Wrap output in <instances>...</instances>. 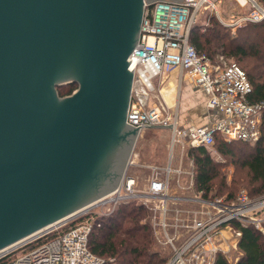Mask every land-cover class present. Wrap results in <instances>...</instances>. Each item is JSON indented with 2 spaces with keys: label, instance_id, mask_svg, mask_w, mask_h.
Here are the masks:
<instances>
[{
  "label": "water",
  "instance_id": "obj_1",
  "mask_svg": "<svg viewBox=\"0 0 264 264\" xmlns=\"http://www.w3.org/2000/svg\"><path fill=\"white\" fill-rule=\"evenodd\" d=\"M143 9L0 0V249L120 183L138 136L126 114Z\"/></svg>",
  "mask_w": 264,
  "mask_h": 264
},
{
  "label": "built area",
  "instance_id": "obj_2",
  "mask_svg": "<svg viewBox=\"0 0 264 264\" xmlns=\"http://www.w3.org/2000/svg\"><path fill=\"white\" fill-rule=\"evenodd\" d=\"M236 1L241 10L223 18L221 7L225 0H143L126 123L139 126L137 138L150 128L170 131L166 164L147 165L151 174L140 189L138 178L128 172L136 164L131 154L128 169L111 193L98 198L93 207L80 215L1 252L0 264H101L103 259L89 247L93 226L98 218L128 200L149 211L155 239L171 251L166 264H214L219 252L229 258L231 248L237 247L240 226L253 225L264 233V194L251 196L244 188L232 198L206 194L196 189L192 168L182 166L184 153L175 156L177 148H211L216 133H221L226 141L254 143L261 137L264 99H250L252 84L246 71L235 61H211L190 40L192 27L203 13L214 14L233 31L247 22L264 21L261 0ZM175 70L207 94L208 105L222 114L219 119L212 124L195 125L171 110L162 96L161 85L167 74ZM109 204V212L92 211ZM82 215V220L60 231Z\"/></svg>",
  "mask_w": 264,
  "mask_h": 264
},
{
  "label": "trees",
  "instance_id": "obj_3",
  "mask_svg": "<svg viewBox=\"0 0 264 264\" xmlns=\"http://www.w3.org/2000/svg\"><path fill=\"white\" fill-rule=\"evenodd\" d=\"M190 40L199 53H204L213 62L221 56L234 59L231 61L241 65L252 84L250 99H264V21L247 22L233 31L212 14L206 24L197 22L193 25ZM76 87L77 83L73 82L59 85L58 90L60 95H65ZM213 150L244 170L243 181L251 196L264 194V121L261 137L254 143L240 139L226 141L221 133H216L211 148L204 145L190 147L196 189L209 194L217 188L216 195H220L227 185ZM225 193L229 198L235 195L230 190ZM147 212L142 204L128 200L122 201L110 214L98 218L90 234L89 247L103 259L101 264H165L166 257L155 248ZM83 218L82 215L69 221L60 231ZM240 230L238 260L230 261L219 252L214 264H264L262 230L253 225H242Z\"/></svg>",
  "mask_w": 264,
  "mask_h": 264
},
{
  "label": "rangeland",
  "instance_id": "obj_4",
  "mask_svg": "<svg viewBox=\"0 0 264 264\" xmlns=\"http://www.w3.org/2000/svg\"><path fill=\"white\" fill-rule=\"evenodd\" d=\"M241 8H239L237 1L236 0H225L221 7V12H222V17L226 18L228 15L233 12V11H239ZM208 17L209 15L206 13H203L199 16L198 22H203L206 24L208 22ZM236 30V29H235ZM234 30V31H235ZM234 59H228L224 57L221 59L219 57V62L220 61H226L229 62ZM217 62V61H214ZM219 119V118H218ZM170 140H171V133L168 129L165 128H150L147 129L145 132L140 135L135 142L132 155L133 158L136 162L135 165H131L128 169L129 174L135 175L138 178V186L139 188H143L146 182L148 181L150 174H151V169L147 166L150 164H158V165H165L168 154L170 151ZM193 147V146H192ZM189 149L190 147H186L184 150H181L180 148H177L175 150V156H180L181 153L183 152V161H182V166L184 168H192L194 171V160L191 155H189ZM212 154L219 160L221 163V174L223 175L224 182L227 185V187H223V190L225 192L227 191H233L235 194L238 192L239 189L244 188L247 189L244 181H243V175H244V170L240 169L237 167L232 161L229 159H226L223 155L220 153L216 152V150L212 151ZM218 183V188L220 187L219 185V180L217 181ZM219 191V190H218ZM220 194L225 195L227 193ZM217 193V188H214L212 191L213 195H216ZM112 207L111 204L106 205L104 207H96L93 208L92 211L94 213H99L101 214L102 211L109 212L110 208ZM148 211V210H147ZM262 216L264 218V211L261 212ZM106 215H103L104 217ZM147 220L149 222V211L147 212ZM263 230H264V222H263ZM153 234V232H152ZM154 237V235H153ZM155 248L159 250V252L166 257V262L167 259L170 256L171 251L165 248L164 246H161L157 239H155ZM239 247L237 244V247H232L230 251V258H234L239 254ZM165 262V264H166Z\"/></svg>",
  "mask_w": 264,
  "mask_h": 264
},
{
  "label": "crops",
  "instance_id": "obj_5",
  "mask_svg": "<svg viewBox=\"0 0 264 264\" xmlns=\"http://www.w3.org/2000/svg\"><path fill=\"white\" fill-rule=\"evenodd\" d=\"M162 96L172 111L186 122L195 125L212 124L222 114L208 105V96L187 76L180 75L179 70L167 74L161 85ZM241 252L230 261H237Z\"/></svg>",
  "mask_w": 264,
  "mask_h": 264
},
{
  "label": "bare ground",
  "instance_id": "obj_6",
  "mask_svg": "<svg viewBox=\"0 0 264 264\" xmlns=\"http://www.w3.org/2000/svg\"><path fill=\"white\" fill-rule=\"evenodd\" d=\"M112 190H113V189H112ZM112 190L109 191V192H107V193H105V194H103V195H101V196H99L98 198H101V197H103V196H106L107 194L111 193ZM95 202H96V200L93 201L92 203H90V204H89L86 208H84L82 211H80V213H82V212L88 210L89 208L93 207V206L95 205ZM77 213H78V212H77ZM79 215H80V214H79ZM77 216H78V215H77ZM68 218H69V217H68ZM65 220H66V219L64 218V219H62V220H60V221L53 222V223H51V224H49V225H47V226H44V227H42V228H40V229H38V230L32 232L31 234H29V235L23 237L22 239H20V240L14 242V243L8 245V246L5 247L4 249H1L0 253L6 251V250L9 249V248H12L13 246H15V245L18 244V243L24 242L25 240H27V239H29V238H32V237H34V236H36V235H38V234H40V233H42V232H45V231H47V230L53 228L54 226H56V225H58V224L64 222Z\"/></svg>",
  "mask_w": 264,
  "mask_h": 264
},
{
  "label": "flooded vegetation",
  "instance_id": "obj_7",
  "mask_svg": "<svg viewBox=\"0 0 264 264\" xmlns=\"http://www.w3.org/2000/svg\"><path fill=\"white\" fill-rule=\"evenodd\" d=\"M73 82H76V83H77V87L74 88L73 91H72L71 93H69V94H65V95H60V96L70 95V94H72L73 92H75V91L78 89V87H79V82H78V81H72V82H67V83H73ZM67 83H64V84H67ZM61 85H62V84H61ZM57 89H58V87H57ZM58 93H59V90H58ZM59 94H60V93H59Z\"/></svg>",
  "mask_w": 264,
  "mask_h": 264
}]
</instances>
